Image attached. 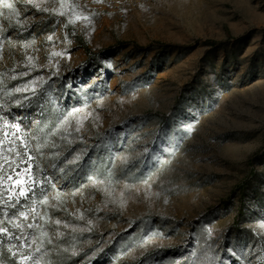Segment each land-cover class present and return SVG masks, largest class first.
<instances>
[{"label":"rangeland","instance_id":"rangeland-1","mask_svg":"<svg viewBox=\"0 0 264 264\" xmlns=\"http://www.w3.org/2000/svg\"><path fill=\"white\" fill-rule=\"evenodd\" d=\"M6 2L0 264H264V0Z\"/></svg>","mask_w":264,"mask_h":264},{"label":"snow or ice","instance_id":"snow-or-ice-1","mask_svg":"<svg viewBox=\"0 0 264 264\" xmlns=\"http://www.w3.org/2000/svg\"><path fill=\"white\" fill-rule=\"evenodd\" d=\"M4 6L7 7V8H9V9H12L13 8V5L11 3H7L6 0H5ZM37 7H38V5H37ZM45 11H47V9H45ZM85 19H86V17H85ZM57 55H59V54L57 53ZM20 75H27V73H20ZM13 78H15V77H13ZM37 81H39L40 83H44V77L37 76L33 80H30L27 84H24V85H20L18 87H15L11 91H13V92L30 91L32 95H35L34 86L37 85ZM25 99H27V97H25ZM16 103L17 104H20L21 101L20 100H16ZM5 123H7V122L5 121ZM77 124L79 126V121L77 122ZM12 128L13 129H16V130H19L20 129V124L19 123L13 124L12 125ZM77 130H79V127L77 128ZM21 142L23 143V140ZM39 147H40V145H37V148H39ZM17 175H19V174H17ZM8 179H9V181H11V179H12L11 176H9ZM24 183H25V181H23L21 179H17L14 182V185H20L19 191L14 193L15 194V197H16V202L17 203L19 202V198L20 197L27 198V192L31 191L32 190V187H34L35 185L39 184L40 181H39V179H37L35 181H31V183H29V185H28L27 188L24 187ZM51 186L53 188H55V185L54 184H52ZM13 192H14V188H10L9 189V199L10 200L12 198ZM41 194H43V189H41ZM33 196H35V193H33ZM54 198H57V197H54ZM47 201H48V196L45 195L42 203H45L46 204ZM33 203H35V200H33ZM53 207H55V205H53ZM33 212H34V209H33ZM19 215L20 216H26V213L24 211H20L19 212ZM33 220L35 221V216H33ZM56 223L59 224L60 221L57 220ZM37 226L38 225H36L35 223L27 224V227L28 228H34V227H37ZM6 231L7 230L5 228L0 227V232H6ZM17 239H20V237H18ZM36 251H39V248H37ZM30 258H31L30 255H28V256L22 255L20 257V261L23 262V261L29 260ZM32 264H40L39 258H37L35 260H32Z\"/></svg>","mask_w":264,"mask_h":264},{"label":"trees","instance_id":"trees-1","mask_svg":"<svg viewBox=\"0 0 264 264\" xmlns=\"http://www.w3.org/2000/svg\"><path fill=\"white\" fill-rule=\"evenodd\" d=\"M241 37H237L235 40H240ZM78 42L81 44V46L84 48L86 54H87V58H88V63L89 64H93V63H99L100 61V57L104 54H106L107 52H110L112 50H116L120 47H125L127 45H130L132 44L134 48L136 49H139V50H142V49H145L146 47H143V46H140L134 42H131V41H121L119 43H117L116 45H113V46H109L107 48H102V49H99L97 51H93L88 45L87 43L83 40V39H79ZM203 44L205 45H209L211 47H215V46H221L224 44V41H216V40H213V39H205L203 41ZM163 46H168V45H163ZM162 119L165 120L167 118V116H164V115H161ZM240 192H241V195H240V201H239V206H238V212L237 214L235 215L234 217V223L235 224H239L244 215H245V209H244V197H245V188H241L240 189Z\"/></svg>","mask_w":264,"mask_h":264}]
</instances>
